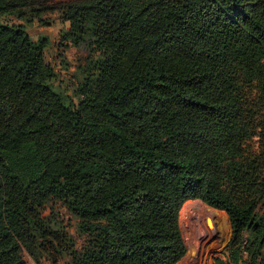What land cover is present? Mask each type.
<instances>
[{
    "label": "trees",
    "instance_id": "trees-1",
    "mask_svg": "<svg viewBox=\"0 0 264 264\" xmlns=\"http://www.w3.org/2000/svg\"><path fill=\"white\" fill-rule=\"evenodd\" d=\"M52 1L0 0L27 22L59 9L91 52L75 104L46 41L0 21V264H178L192 200L228 216L214 264H264V0ZM52 200L80 249L43 220Z\"/></svg>",
    "mask_w": 264,
    "mask_h": 264
},
{
    "label": "rangeland",
    "instance_id": "rangeland-1",
    "mask_svg": "<svg viewBox=\"0 0 264 264\" xmlns=\"http://www.w3.org/2000/svg\"><path fill=\"white\" fill-rule=\"evenodd\" d=\"M75 1L80 0H53L51 3L55 6ZM28 16L31 19L29 22L12 14L0 16V21L8 25L23 26L35 40L46 41L47 60L55 72L53 87L77 104L78 88L89 68L90 48L86 44L74 45L65 40L70 24L63 19L59 9L47 11L41 17H30V14ZM199 202H186L187 211L183 206L180 212V226L187 253L178 264H214L215 259H227V245L232 237L228 216L224 211L213 209L206 204L204 206ZM40 213L45 222L55 225L56 229L67 236L68 244L73 248L80 249L83 246L86 236L78 230L80 220L63 202L52 200ZM52 256L45 254L40 263H37L26 251L22 253L27 264H54ZM57 258V264L70 262L67 256Z\"/></svg>",
    "mask_w": 264,
    "mask_h": 264
},
{
    "label": "bare ground",
    "instance_id": "bare-ground-1",
    "mask_svg": "<svg viewBox=\"0 0 264 264\" xmlns=\"http://www.w3.org/2000/svg\"><path fill=\"white\" fill-rule=\"evenodd\" d=\"M199 203L202 204V205H204V203H202V202H199ZM204 206H205V205H204ZM207 208H208V207H207ZM187 209H188V207H186L185 210L187 211ZM185 210H184V211H185ZM211 225H212V224H211ZM209 228H210V227H209Z\"/></svg>",
    "mask_w": 264,
    "mask_h": 264
}]
</instances>
